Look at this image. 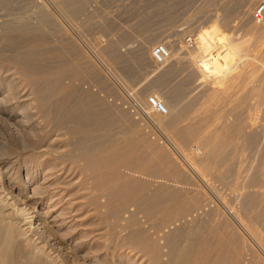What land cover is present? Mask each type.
<instances>
[{
  "label": "rangeland",
  "instance_id": "obj_1",
  "mask_svg": "<svg viewBox=\"0 0 264 264\" xmlns=\"http://www.w3.org/2000/svg\"><path fill=\"white\" fill-rule=\"evenodd\" d=\"M83 1L76 15H72L69 5L75 0H9L7 5H0V25L16 19L36 23L33 3L47 11L52 26L49 24L45 35L46 48L49 46L50 58L62 54L60 60L52 57L49 62V79L60 66L73 61L78 64L91 80L80 82L65 77L63 84L73 82L80 92L85 89L123 115L100 116L97 133L89 135L87 141L90 136L107 133L119 140V147L126 148L129 157L125 163L129 168L117 171L122 178L110 179L107 187L103 185L105 180L101 181L107 175L106 169L92 174L84 171L86 162L81 159L71 157L65 161L64 167L75 171V176L61 177L65 205L61 202L52 215L46 216L48 206L44 201L32 208V240L39 237L36 218L49 222V227L60 225L57 219L67 218L66 222L72 223L68 226H75L77 219L72 221L73 213L68 215L66 209V203L73 199L86 207L92 201L95 230L103 236L93 245L100 259L106 253L103 246H109L106 264H148L150 249L146 245L133 248L140 252L135 256L130 249L133 257L128 253L131 243L128 247L127 240L138 229L135 225L142 223L143 229H149L146 222L151 216L158 224L164 219L169 222L160 227L159 235H154L158 237L155 240L161 261L150 259V264H264V13L256 14L264 0ZM213 24L240 48L226 76L200 79L186 52H196V38ZM186 41L195 43L193 50L185 47ZM157 44L169 46L173 53L165 65L151 62L150 53ZM222 46L215 48L213 55L223 53ZM149 96L165 104V116L151 113L146 104ZM64 128V132L59 130L61 135L56 133L61 136L64 150L71 151L70 146L78 138ZM204 140L211 145L206 147ZM221 141L225 150L216 159L213 146ZM22 168L20 181L25 183L26 171ZM40 183L27 184V194L32 195L35 187L41 188ZM65 230L59 232L61 236L69 233ZM70 237L67 239L74 256L67 248L55 249L63 264L82 261L88 253L86 246L81 247L77 238ZM0 245L4 249L3 242ZM23 246L21 242L7 252L9 264H28Z\"/></svg>",
  "mask_w": 264,
  "mask_h": 264
},
{
  "label": "bare ground",
  "instance_id": "obj_2",
  "mask_svg": "<svg viewBox=\"0 0 264 264\" xmlns=\"http://www.w3.org/2000/svg\"><path fill=\"white\" fill-rule=\"evenodd\" d=\"M75 1L76 2L74 3L69 2L72 15L73 13L75 14L79 12L84 6L83 0ZM7 2L9 3V0H0V5H7ZM39 5L41 6V4ZM34 6L36 5L33 3V8H35L33 11L36 10V13L34 12V20H36V23L16 19L4 22L0 25V243L2 244L3 242L4 246V249H0V264H9L8 260H6L8 257L7 252L9 253L14 245H20L21 242L24 245L22 249L25 250V255L27 254V256H25V259H27L26 263L61 264V260L63 259H59L61 263L58 261V257H61V254L59 255V253H57V256L55 252L59 249L67 248L69 252L72 251V254L74 253L69 245L71 241L67 239L70 236L77 238V240L81 242L79 245L83 244L88 251L87 255L82 257V261H77L76 259L75 264H106V259L109 254V246H107V244L103 246L102 249L106 251L107 254L104 253V257L100 259V257H96V244L93 245L95 241L98 239L100 240L103 236L100 237L101 233L98 234V231L95 230L96 224L92 217H94V214L96 215V212L92 211L95 209L91 206L92 201L88 200L90 202V204L88 202L90 207H86L83 203L79 204L77 202H72L73 199L66 203L69 207L66 208L68 209V215L73 213L71 216L72 218H69H71L72 221L77 219L75 226H68L72 223L68 224V220L66 222L67 218H59L62 214L60 215L58 213L60 216H56L59 218L56 221H59L58 223L55 222L57 224L60 223V225L49 227V222L47 223L46 220L43 221L40 218H36L38 224L36 225L35 230L38 231V235L41 237L32 240V237H30L31 235H29V232H31V223L34 221V216H32L34 213L31 211L32 208H36L35 206L44 201V204L46 203L48 206L47 209H45L46 212H44L46 216L49 214L52 215L55 211L53 210L55 206L61 202L63 203V197L65 196L62 197V192L65 191H63V188L65 187H63L64 184L62 186L64 179L61 181V177H63V174H67V176H75L74 170L71 168L67 169V167H64L63 165V163L69 160V158L72 157L78 159V161L80 159L81 161H85L86 165L82 168L84 171H90L92 174L106 169L107 175L104 179H101V181L105 180L104 184L102 183L105 187L110 186V179L120 180L122 178L118 176L119 173L117 171H119V168H129L128 165L125 164L129 159L127 149L119 147L120 143L118 139L110 137L107 133H99V135H96L94 138L90 136V140L87 141L89 135L97 133L95 126L96 124H99L100 126V116L123 117L121 112L116 108L109 107V104L107 105V103L103 102L100 98L97 99L94 95L90 94V92H84L85 89L83 92H80V88L74 86L73 82H69L67 85L63 84V80H66L65 77L73 81L79 80L80 82L89 81L91 80V77L89 75H84L82 70L79 69L78 64L73 61L70 64L60 66L58 69L55 68L56 72L54 76L52 75L53 80L49 79L50 75L49 71H47L49 68L48 64L50 65V61L53 58L60 60L62 54H52L53 58H50L51 53L47 50L49 46L46 48L47 41L45 39V35L49 30L48 26L50 24V17L48 13H46L47 11H44L42 6L40 7L38 4L36 7ZM68 14H70V12ZM219 29L220 28L217 24H213L208 28L203 29L195 40L196 52H186L190 63L195 65V69L198 71L200 79L207 80V78L213 77L216 79L227 74L230 69L232 70L230 65L234 60V57L238 54L240 46L235 41L228 40L226 38L227 36L220 34ZM193 44L194 45L189 44L188 41L184 42L185 47L187 46L186 48L190 51L195 47V43ZM220 45H223V53L218 51V54L213 55V50ZM166 47L168 50V56L161 64H156L150 53V59L154 65H165L172 59L173 53L169 46L166 45ZM220 53H222V55H219ZM197 54L199 56H196ZM50 82L52 84H50ZM146 104L151 111L148 100H146ZM96 110L98 111V114L95 113ZM118 120L115 121H117V123L121 122H118ZM64 126V129L68 128L70 132L69 134L78 138V140L77 138L74 140L75 142L77 140V142H73L74 145H72V147L70 146L71 151H68L67 149V151L64 150L65 145L61 143V136H59V133L63 131L62 128ZM60 129L62 130L59 132ZM104 130H102V132ZM208 139H210V137ZM210 143L212 142L205 141V144L208 145L206 147H209ZM73 146L74 150H72ZM224 147L225 144L222 143V141L220 144L213 146L214 149L212 148V152L216 156V159L219 154L221 155ZM209 152L210 151L207 153L209 154ZM223 154H225V152ZM210 155L211 154H209V156ZM21 167L26 171V179H24L26 180V182L24 181L25 183L20 181ZM42 174L43 176H41ZM51 177H53V180H49ZM39 181L42 182V184L40 183L42 185L40 186L41 188L37 187L40 190L35 187L32 195L27 194L26 185L38 183ZM104 186H102V188H104ZM11 192L14 194L11 195ZM70 196L72 195H69V197ZM52 203H55V205L52 206ZM64 203L63 205H65ZM61 206L62 205H60V207ZM61 208L65 209L63 207ZM17 217H22L21 220L26 222L24 225L29 224V228L23 229L24 225H21L22 221H18ZM164 220L160 222L162 224H158L151 216V219L146 222V224L149 225V229L144 228L145 230L143 229L142 223V227L140 224L138 227L135 225L136 229H138L132 231L133 234L129 232L131 235H128L129 239L125 237V239H128V242L126 241L127 246L128 243H131V246H128L129 250L124 244L126 242H123L127 247L124 248L128 250V253H130L131 249V251H134L135 256V252H137L135 249L146 245L148 250L150 249L147 253L149 256L146 255V258L148 256L152 262L161 261L160 258L162 255L160 254V247L156 241V238L158 237L155 238L154 235L156 233L159 235L162 232L160 227L169 222H165ZM131 221L135 222L134 219H131ZM143 223L145 224V222ZM43 226L45 228L44 231L42 228ZM80 226L85 227L86 229L80 230ZM155 227L157 228V231L155 230ZM65 229H67L69 233L66 232L67 234L66 236L64 235V237L63 235L61 236L59 232ZM150 229L153 231V234L152 232L150 233L152 234L151 236L148 233ZM152 236H154L153 240L151 239ZM75 246L76 245H74L73 248H75ZM80 246H78V248ZM121 246L119 247V250H123V247L121 248ZM49 248L53 251L49 250ZM74 250L76 251L77 249ZM79 250L81 249L79 248ZM125 252L126 250L124 253ZM141 253H143V249ZM138 254H136V256ZM70 255L68 257H70ZM74 255L75 254H73V256ZM131 256L133 255L131 254ZM74 259L75 258L71 260ZM150 259H148V264H150ZM142 260L144 261V259ZM144 263H147V260ZM129 264H132L131 261Z\"/></svg>",
  "mask_w": 264,
  "mask_h": 264
},
{
  "label": "built area",
  "instance_id": "obj_3",
  "mask_svg": "<svg viewBox=\"0 0 264 264\" xmlns=\"http://www.w3.org/2000/svg\"><path fill=\"white\" fill-rule=\"evenodd\" d=\"M261 13H264V6H261L256 10L257 15H260ZM151 56L156 64L163 63L168 56V50L166 45L164 44L155 45L151 50ZM147 100L152 113L160 116H165L168 113L165 104L159 101L155 96H149Z\"/></svg>",
  "mask_w": 264,
  "mask_h": 264
}]
</instances>
